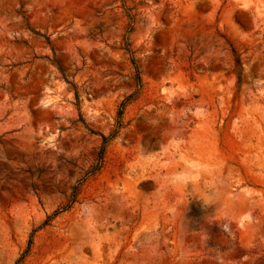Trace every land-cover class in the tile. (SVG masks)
<instances>
[{
  "label": "rangeland",
  "instance_id": "1",
  "mask_svg": "<svg viewBox=\"0 0 264 264\" xmlns=\"http://www.w3.org/2000/svg\"><path fill=\"white\" fill-rule=\"evenodd\" d=\"M0 264H264V0H0Z\"/></svg>",
  "mask_w": 264,
  "mask_h": 264
},
{
  "label": "trees",
  "instance_id": "2",
  "mask_svg": "<svg viewBox=\"0 0 264 264\" xmlns=\"http://www.w3.org/2000/svg\"><path fill=\"white\" fill-rule=\"evenodd\" d=\"M237 64H238L239 66L241 65L240 59H238V58H237ZM130 100H131V96H130L129 98L126 99V102H128V101H130ZM126 102H125V103H126ZM125 103H124V104H125ZM121 115H122V112L119 113V118H121ZM103 139H104V141H107L106 138H103Z\"/></svg>",
  "mask_w": 264,
  "mask_h": 264
},
{
  "label": "bare ground",
  "instance_id": "3",
  "mask_svg": "<svg viewBox=\"0 0 264 264\" xmlns=\"http://www.w3.org/2000/svg\"><path fill=\"white\" fill-rule=\"evenodd\" d=\"M232 197H236L235 195H232Z\"/></svg>",
  "mask_w": 264,
  "mask_h": 264
}]
</instances>
